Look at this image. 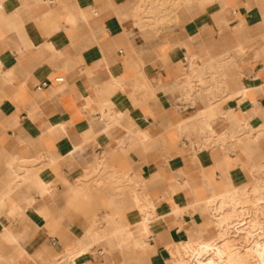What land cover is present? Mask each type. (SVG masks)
Segmentation results:
<instances>
[{
    "label": "crops",
    "instance_id": "obj_1",
    "mask_svg": "<svg viewBox=\"0 0 264 264\" xmlns=\"http://www.w3.org/2000/svg\"><path fill=\"white\" fill-rule=\"evenodd\" d=\"M133 1L0 0V264H169L215 196L264 205V0L158 35ZM226 62L214 115L180 98L182 67Z\"/></svg>",
    "mask_w": 264,
    "mask_h": 264
},
{
    "label": "rangeland",
    "instance_id": "obj_2",
    "mask_svg": "<svg viewBox=\"0 0 264 264\" xmlns=\"http://www.w3.org/2000/svg\"><path fill=\"white\" fill-rule=\"evenodd\" d=\"M153 3H158L160 5V9L163 10L160 14L159 10H152ZM207 6L208 4L205 0H134L131 5L129 17L135 21L136 26L142 31L150 32L154 35L160 33H177L183 30L186 23L194 21L198 15L206 12ZM262 45L264 46V41ZM248 49L249 47H246L242 52ZM227 57L230 56L228 55ZM194 62L197 64L198 60L195 59ZM226 65L227 62L222 67H218L217 69H219V71L211 69L209 66H202L204 67L203 75L201 72L197 71L198 69L192 68V71L189 73V68L186 70V66L182 67L181 78L176 83L180 98L190 102L192 105L196 102L202 103L206 106V110L214 115V111L218 110L221 105L234 97L233 94H228L227 90L229 85H232L233 78H236L238 74L235 73V75L232 76L230 67ZM239 76L242 78V73H240ZM237 95L240 96V93ZM244 193L245 192L242 193L243 195L241 197L244 196ZM262 212H264V207ZM262 219L264 222V214ZM217 221V224H222L226 220L225 217H221ZM212 223H215L214 219ZM203 233L204 232H199L198 236L192 237V239H198L197 241L189 242L186 240V242H184V240H182L181 243L179 242L171 252L173 253V257H171L172 255L170 254L169 264H171L172 258L182 259V257V263L186 261L183 264H192L200 253V251L196 252V249L210 240H204L202 238ZM260 234L264 239V229H261ZM187 243L188 245H186ZM179 253L181 258L178 255Z\"/></svg>",
    "mask_w": 264,
    "mask_h": 264
},
{
    "label": "bare ground",
    "instance_id": "obj_3",
    "mask_svg": "<svg viewBox=\"0 0 264 264\" xmlns=\"http://www.w3.org/2000/svg\"><path fill=\"white\" fill-rule=\"evenodd\" d=\"M188 67L189 64L186 65V70ZM246 93V87H242L240 97L243 98ZM260 192L264 194V188L254 189L256 196ZM211 201L212 204L206 205V209L216 225L212 223L208 228H214L216 234L196 249V252L200 251V253L192 264H264V239L260 234L261 229H264L263 216L259 217L254 213L257 211L259 214V210L262 211L264 206L259 205L258 201L254 205L253 200L245 197V194L243 197H238L235 190L222 197L215 196ZM221 217H225L226 221L217 224V220ZM148 219L149 215L145 214L141 224L151 226L152 223L148 222ZM178 255L180 256V253ZM172 259L171 264L186 262L182 263L183 257Z\"/></svg>",
    "mask_w": 264,
    "mask_h": 264
},
{
    "label": "built area",
    "instance_id": "obj_4",
    "mask_svg": "<svg viewBox=\"0 0 264 264\" xmlns=\"http://www.w3.org/2000/svg\"><path fill=\"white\" fill-rule=\"evenodd\" d=\"M63 82H64L63 78H56V79L53 80V84L56 85V86L61 85ZM49 86H50V84L48 82H43L41 84L42 88H48ZM52 243L54 244V241Z\"/></svg>",
    "mask_w": 264,
    "mask_h": 264
}]
</instances>
